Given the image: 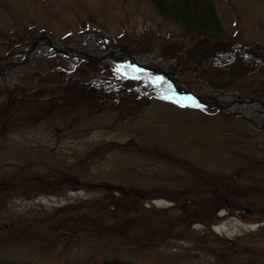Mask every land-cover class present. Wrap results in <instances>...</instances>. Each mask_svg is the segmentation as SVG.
Returning a JSON list of instances; mask_svg holds the SVG:
<instances>
[{"label":"rangeland","instance_id":"1","mask_svg":"<svg viewBox=\"0 0 264 264\" xmlns=\"http://www.w3.org/2000/svg\"><path fill=\"white\" fill-rule=\"evenodd\" d=\"M212 1L225 32L231 34L235 31L237 18L247 38L264 44V0H231L236 9L229 5L228 0ZM87 29L92 35H79L76 47L89 38L84 46L87 44L90 45L88 48L98 49L107 47L111 41L126 46L124 40H130V37H152L153 50L144 53L131 51L139 54L137 59L147 67L166 69L156 60L143 58L144 55H161L162 46L174 41L188 43L186 36L176 33L177 26L170 19L158 15L145 1L0 0V55L22 38L29 39L28 43L47 35L63 42L66 35ZM62 50V47L55 49L41 40L35 52L26 58L15 56L1 67L6 66L2 75L4 85L11 75L30 70L35 56L49 52L64 55ZM65 55L71 61L76 59L75 51ZM118 56L121 62L133 60L124 52ZM170 63L169 68L174 67L176 74V65ZM161 75L168 80L166 74ZM152 77V73L144 74L145 81L153 80ZM187 87L200 96L213 92L204 87ZM225 98L231 99L232 96ZM185 106L175 98L162 99L157 94L138 116L112 124L110 116L101 115L91 124V130H78L76 135L61 138L40 129L11 133L0 149V179H11L19 174V170L14 168L24 165L28 168V175L35 170L47 176H55L62 171L61 174L74 176L76 182H62L54 193H5L0 199V224L17 215H43L45 211L69 201L95 198L104 194L105 188L111 185L151 189L153 198L144 200L143 204L157 209L171 207L173 202L169 200L171 194L167 191L201 188V185L190 186L194 183L191 164L222 174H233L242 165L245 171L238 178V183L259 186L264 192V132H253V125L242 115L224 120L203 106ZM246 114H250L257 124L264 121L260 105ZM253 160H258V163L253 164ZM238 198L244 201L242 197ZM252 208L248 205L241 208L228 206L218 212L220 217L216 223L209 227L193 224L191 233L194 236L201 231H211L225 238L239 236L240 241L263 249L259 251L263 254L264 210ZM171 211L176 212V209ZM60 239H39L38 244L31 242L32 245L24 242L25 234H18V239L13 238L7 245L8 249L0 246V255L26 260L30 264L98 263L103 258H120L136 264H213L215 259L182 234L146 248L124 246L105 237L69 240L68 243ZM251 256L247 258L254 259ZM257 262L264 264V254ZM220 264H225L224 260Z\"/></svg>","mask_w":264,"mask_h":264},{"label":"trees","instance_id":"2","mask_svg":"<svg viewBox=\"0 0 264 264\" xmlns=\"http://www.w3.org/2000/svg\"><path fill=\"white\" fill-rule=\"evenodd\" d=\"M140 1L150 4L161 17L170 19L177 26L176 33L188 39L187 44L174 41L163 45L160 54L174 61L177 75L190 87L206 85L236 89L247 97L264 98V44L247 38L237 18L235 31L229 34L223 30L212 0ZM228 3L231 5V0ZM232 8L236 9L233 4ZM130 38L124 41L133 52L144 53L154 49L152 37ZM73 39L74 35L68 34L63 42L69 43ZM28 40L22 38L7 52L18 50ZM89 46L86 44L85 48ZM13 57L15 55L0 59V66ZM32 62L29 71L22 70L11 76L0 89V149L9 135L17 131L40 129L48 135L62 138L76 135L78 130L85 128L86 131L91 130V124L101 115L110 116L112 124L138 116L148 107L150 99L157 96L145 81L122 73L123 69L131 75L135 74L134 71L114 61L82 59L73 64L61 54L53 53L37 55ZM206 109L224 120L240 117L214 108ZM252 129L253 132H264V126L259 129L252 126ZM252 163L257 164L258 160ZM190 168L194 183L189 185H201V188L167 191L171 194V207L157 209L143 204L144 200L151 198V189L111 185L102 195L69 201L45 211L43 215L12 217L7 223L0 224V246L8 249L7 245L13 238L18 239V234H25L24 242L30 244H38L39 239L61 238L68 243L69 240L105 237L124 246L146 248L182 234L212 255L215 258L213 264H220L222 260L225 264H259L257 260L264 253L260 254L263 249H258L255 244L240 241L239 236L220 237L211 231H201L193 236L191 226L209 227L219 219L218 212L228 206L241 208L248 205L254 206L255 210H264V192L259 186L238 183V178L245 171L242 165L233 174L213 173L194 164ZM14 169L19 170V174L11 179H0V199L5 193H54L62 182H76L74 176L61 174L62 171L55 176H47L37 170L28 175V168L24 165ZM171 209H176V212ZM250 255L254 259L249 260L247 256ZM235 260L238 261L233 262ZM0 264L30 263L0 255ZM83 264L136 263L120 258H103L98 263Z\"/></svg>","mask_w":264,"mask_h":264},{"label":"water","instance_id":"3","mask_svg":"<svg viewBox=\"0 0 264 264\" xmlns=\"http://www.w3.org/2000/svg\"><path fill=\"white\" fill-rule=\"evenodd\" d=\"M40 39H42L44 42L48 43L55 49L57 47L56 44L61 45L63 47V50H62L63 53H70L72 50H74L77 53L75 54L77 56V60L75 61V63L80 59L101 60L103 58H110V59L118 60L119 59L118 54H121V52H124L131 56L138 70H147V71H151L152 73H165L170 79H173L175 81L177 80L178 82H180L182 86L186 88V94L190 100L189 103L195 104V105L216 107L219 110L230 112V113H235V114L239 113L241 115H245V117L250 119L252 123L255 124L256 126H260L259 124H256L251 119V117H249V115L245 113V111L250 110V109H255L256 105H260L264 112V99L262 98L245 97V96H242L237 90H226V89H216V91H222V92L228 93L229 95H233L235 96L234 99L218 101V100L211 98L210 96H200L197 93L193 92L190 88H188L186 83L176 76L174 68L167 71L163 68L144 66L141 62L137 60V55L132 53L122 43H118L115 41H111L109 46H107V48H104V49L102 48V49L84 50L82 46L75 47L74 43L72 46L65 45L57 41L56 39L50 38L47 35H41L37 37L36 39H34L27 48L20 49L19 52L28 54L29 52L33 51L35 48L39 47V45L41 44ZM239 105H245L243 107L244 110L237 109V106ZM262 124H264V121Z\"/></svg>","mask_w":264,"mask_h":264},{"label":"bare ground","instance_id":"4","mask_svg":"<svg viewBox=\"0 0 264 264\" xmlns=\"http://www.w3.org/2000/svg\"><path fill=\"white\" fill-rule=\"evenodd\" d=\"M146 59V57H144ZM149 58L150 59H153V60H156L158 61L159 63L163 64L164 67H166L167 69H169L170 65H169V61L163 59V58H160V57H157L155 55H149ZM156 75V77H158L159 80H161V84H164L165 87L166 86H173V88L177 89L179 92L183 93L185 90L182 86V84L178 81H175L173 79H169L168 80H165L163 78H161L159 75V73H154ZM185 93V92H184ZM228 93H225V92H222V91H214L213 92V95H211L210 97L215 99V100H224L225 97L227 96Z\"/></svg>","mask_w":264,"mask_h":264}]
</instances>
